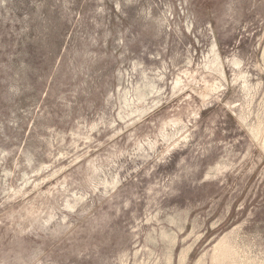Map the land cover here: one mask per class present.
I'll use <instances>...</instances> for the list:
<instances>
[{"label":"rangeland","instance_id":"rangeland-1","mask_svg":"<svg viewBox=\"0 0 264 264\" xmlns=\"http://www.w3.org/2000/svg\"><path fill=\"white\" fill-rule=\"evenodd\" d=\"M263 143L264 0H0V264H264Z\"/></svg>","mask_w":264,"mask_h":264},{"label":"bare ground","instance_id":"bare-ground-1","mask_svg":"<svg viewBox=\"0 0 264 264\" xmlns=\"http://www.w3.org/2000/svg\"><path fill=\"white\" fill-rule=\"evenodd\" d=\"M215 56V55H214ZM216 62V61H215ZM218 69V68H217ZM218 72V71H217ZM221 72V71H220ZM259 135V134H258ZM264 144V143H263ZM264 147V146H263Z\"/></svg>","mask_w":264,"mask_h":264}]
</instances>
